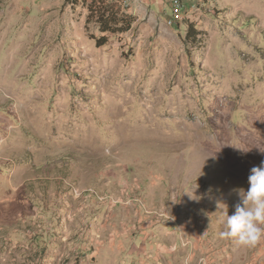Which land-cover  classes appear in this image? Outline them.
<instances>
[{
    "label": "rangeland",
    "instance_id": "obj_1",
    "mask_svg": "<svg viewBox=\"0 0 264 264\" xmlns=\"http://www.w3.org/2000/svg\"><path fill=\"white\" fill-rule=\"evenodd\" d=\"M91 1L0 0V264H264L217 208L264 161V0Z\"/></svg>",
    "mask_w": 264,
    "mask_h": 264
},
{
    "label": "clouds",
    "instance_id": "obj_2",
    "mask_svg": "<svg viewBox=\"0 0 264 264\" xmlns=\"http://www.w3.org/2000/svg\"><path fill=\"white\" fill-rule=\"evenodd\" d=\"M260 151L264 153L261 148ZM248 183L247 189H233L240 197L233 214H229L226 203L217 201L223 224V231L219 235L221 239L232 240L241 246L254 247L264 240V161L251 168ZM191 259L192 257L188 256L186 264ZM199 264H206L203 257Z\"/></svg>",
    "mask_w": 264,
    "mask_h": 264
},
{
    "label": "trees",
    "instance_id": "obj_3",
    "mask_svg": "<svg viewBox=\"0 0 264 264\" xmlns=\"http://www.w3.org/2000/svg\"><path fill=\"white\" fill-rule=\"evenodd\" d=\"M117 1V0H116ZM119 5L124 8V5L117 1ZM90 13L87 18V23L91 21L97 22L100 27V31L106 32H124L131 27V19L129 15H126L122 9L113 3L105 0H93L89 5ZM192 31V26H189L188 32ZM96 39L98 46H102L107 42V35L104 34Z\"/></svg>",
    "mask_w": 264,
    "mask_h": 264
},
{
    "label": "built area",
    "instance_id": "obj_4",
    "mask_svg": "<svg viewBox=\"0 0 264 264\" xmlns=\"http://www.w3.org/2000/svg\"><path fill=\"white\" fill-rule=\"evenodd\" d=\"M186 1H190V0H170L176 11L182 10L185 7Z\"/></svg>",
    "mask_w": 264,
    "mask_h": 264
},
{
    "label": "crops",
    "instance_id": "obj_5",
    "mask_svg": "<svg viewBox=\"0 0 264 264\" xmlns=\"http://www.w3.org/2000/svg\"><path fill=\"white\" fill-rule=\"evenodd\" d=\"M260 244H261V247H263V248H261L262 249V251L264 252V240H261L260 241ZM235 247V246H234ZM236 257L239 259V255H237V253H240V250H242V249H248V248H250V247H242L241 245H239V244H237V246H236Z\"/></svg>",
    "mask_w": 264,
    "mask_h": 264
},
{
    "label": "bare ground",
    "instance_id": "obj_6",
    "mask_svg": "<svg viewBox=\"0 0 264 264\" xmlns=\"http://www.w3.org/2000/svg\"><path fill=\"white\" fill-rule=\"evenodd\" d=\"M119 2H121L122 4H130L133 0H117Z\"/></svg>",
    "mask_w": 264,
    "mask_h": 264
}]
</instances>
